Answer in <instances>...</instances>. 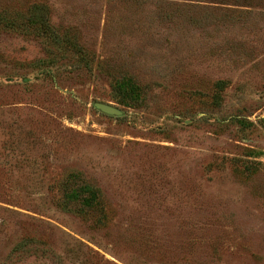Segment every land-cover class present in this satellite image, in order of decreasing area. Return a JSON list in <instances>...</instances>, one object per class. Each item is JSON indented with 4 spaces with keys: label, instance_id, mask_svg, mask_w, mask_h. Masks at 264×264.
Returning a JSON list of instances; mask_svg holds the SVG:
<instances>
[{
    "label": "rangeland",
    "instance_id": "rangeland-1",
    "mask_svg": "<svg viewBox=\"0 0 264 264\" xmlns=\"http://www.w3.org/2000/svg\"><path fill=\"white\" fill-rule=\"evenodd\" d=\"M0 264H264V0H0Z\"/></svg>",
    "mask_w": 264,
    "mask_h": 264
},
{
    "label": "water",
    "instance_id": "water-1",
    "mask_svg": "<svg viewBox=\"0 0 264 264\" xmlns=\"http://www.w3.org/2000/svg\"><path fill=\"white\" fill-rule=\"evenodd\" d=\"M93 107L101 112L102 114H105L107 116H114V117H119L121 116V112L117 109L114 108L113 106H110L108 104H103V103H94Z\"/></svg>",
    "mask_w": 264,
    "mask_h": 264
}]
</instances>
